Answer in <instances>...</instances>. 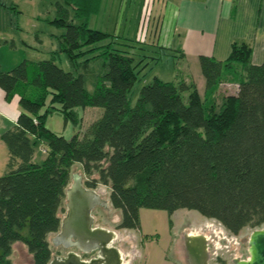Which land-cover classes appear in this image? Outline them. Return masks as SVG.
<instances>
[{
	"label": "trees",
	"instance_id": "obj_1",
	"mask_svg": "<svg viewBox=\"0 0 264 264\" xmlns=\"http://www.w3.org/2000/svg\"><path fill=\"white\" fill-rule=\"evenodd\" d=\"M99 6L100 0H55L52 22L64 28L59 48L48 59L0 69V88L6 99L18 95L20 108L15 125L0 135L8 150L0 175V264H12L15 242L26 246L31 264L48 263L47 236L60 227L56 214L74 163L87 176L97 172L87 187H109L110 203L122 214L119 228H139L140 208L169 216L195 210L233 234L264 224V60L252 64L250 45L234 43L226 59L198 57L203 96L194 82L154 77L132 105L138 76L162 52L90 28L87 19ZM90 51L97 53L79 61ZM61 52L73 70L56 63ZM100 56L107 69L88 92L84 74ZM81 64L84 72L77 71ZM223 82L237 86L217 97ZM87 106L103 111L82 135L66 138L46 126L52 109L77 123L75 108ZM37 142L45 146L41 162L35 159Z\"/></svg>",
	"mask_w": 264,
	"mask_h": 264
},
{
	"label": "rangeland",
	"instance_id": "obj_2",
	"mask_svg": "<svg viewBox=\"0 0 264 264\" xmlns=\"http://www.w3.org/2000/svg\"><path fill=\"white\" fill-rule=\"evenodd\" d=\"M5 5H0V69L7 71L14 68L22 60L38 61L51 57V52L59 48L57 36L64 32L63 27L55 25L52 20L55 17V0H3ZM106 2V1H105ZM111 7L105 3L107 10L98 14H93L87 19L90 28L102 30L104 32L119 34L120 36L135 39L140 44L153 48L146 43L154 42L155 26L157 24V9L161 6L159 0H132L124 8V18L121 20V12L116 23V11L122 8L119 0H109ZM112 10V11H111ZM78 22V21H76ZM17 44L18 57L22 59L8 60L10 44ZM94 52V53H93ZM97 52L90 51L79 58V61L90 57ZM86 56V57H85ZM56 63L65 70H73L74 66L68 60L65 53L56 55ZM89 73L84 74V86L88 92L95 88L97 75L106 71L107 65L103 56L89 61ZM184 65L170 55L169 50H162L159 61L150 60L147 67L140 73L130 93V102L133 105L138 96L140 88L152 82L154 77L163 81L174 80L175 71H181ZM193 71V69L191 68ZM78 72H84L81 65L77 66ZM234 85L225 89L226 93L233 92ZM186 100V94H184ZM219 99L217 98L216 101ZM219 102V101H218ZM101 107H78L75 108L77 117L80 119L75 123L72 119L65 120L63 113L52 109L46 118V126L66 138H70L75 133L82 132L98 117L101 116ZM45 146L41 142L36 143L35 155L37 161L41 162L45 156ZM73 166L81 169L84 183L86 179L98 178L97 172L87 176L81 164L74 163ZM4 172V171H3ZM3 173H0V175ZM71 181V178H70ZM95 189L109 199V187L97 183ZM65 199L59 212L64 214L66 207ZM108 214L111 218L114 213L121 218V210L113 208ZM94 224L113 228L119 222L107 219L101 206H96L92 211ZM140 227L137 229L120 228L116 230L117 242L123 252L130 251V261L125 264H185L181 260L182 251L178 239L184 229L192 231H210L216 235V246L211 247L212 258L209 264H233L232 259L238 256L245 259L247 256L246 238L254 228L245 227L238 234L229 232L219 221L213 218H206L195 210L185 208L178 209L171 216L165 210L140 208ZM264 225V224H263ZM49 235V234H48ZM237 242V244H232ZM49 243V242H48ZM58 250L55 247L54 253ZM52 255V252H51ZM221 257V258H217ZM12 264H31L32 257L26 246L21 242L12 244L9 255ZM221 259V261H220Z\"/></svg>",
	"mask_w": 264,
	"mask_h": 264
},
{
	"label": "crops",
	"instance_id": "obj_3",
	"mask_svg": "<svg viewBox=\"0 0 264 264\" xmlns=\"http://www.w3.org/2000/svg\"><path fill=\"white\" fill-rule=\"evenodd\" d=\"M0 1L5 3L3 0ZM131 2L132 0H119V6L123 8L122 11L121 8L114 10L116 23L120 12L122 14L120 19L124 18V8ZM159 2L161 6L157 9L156 36L151 44L154 45L153 49L161 52L169 50L170 55L184 65L183 70L174 72V80L171 81L194 82L198 92L203 96L205 81L198 57L206 55L219 60L226 59L234 43L244 42L250 45L252 64L258 65L263 62L264 0H159ZM105 3L110 5L109 0H100L99 9L93 14L105 12L107 10L104 8ZM9 48L8 60L22 59L17 55L20 49L14 40ZM231 85L236 87L237 83L223 82L219 85L217 97L223 93L227 94L225 89ZM19 112L18 95L14 94L10 99H6L4 90L0 88V135L15 125ZM36 157L38 156L35 155ZM7 159V147L0 139V173L7 170Z\"/></svg>",
	"mask_w": 264,
	"mask_h": 264
},
{
	"label": "water",
	"instance_id": "obj_4",
	"mask_svg": "<svg viewBox=\"0 0 264 264\" xmlns=\"http://www.w3.org/2000/svg\"><path fill=\"white\" fill-rule=\"evenodd\" d=\"M110 199L95 188L87 187L82 178L81 169L73 166L71 181L65 189L66 212L56 215L61 217L60 227L55 233H49L47 240L52 256L47 264H125L130 261V251L123 253L121 248L114 245L116 231L102 226L93 225L92 211L101 206L107 219L113 222L119 220L118 214L109 218L111 211ZM210 231H192L184 229L178 239L185 264H209L211 251ZM247 256L232 259L233 264H264V225L252 229L246 238ZM76 247L83 253L97 250L90 259H82L81 255L69 250L66 255L55 256V247Z\"/></svg>",
	"mask_w": 264,
	"mask_h": 264
},
{
	"label": "flooded vegetation",
	"instance_id": "obj_5",
	"mask_svg": "<svg viewBox=\"0 0 264 264\" xmlns=\"http://www.w3.org/2000/svg\"><path fill=\"white\" fill-rule=\"evenodd\" d=\"M93 225H96V224H93ZM102 227H104V226H102ZM105 228H108V227H105ZM108 229H112V230L116 231L117 229H120V228L118 227V223H117V224H115V226H114L113 228H108ZM240 231H241V230H240ZM240 231H239V232H240ZM239 232H238V233H239ZM238 233H237V234H238ZM210 237H211V239H210L209 247H210V251H211V247L216 246V243H217V242H216V240H215L216 235H215L214 233H213V235L210 234ZM117 238H118V235H117ZM117 238H116V240L114 241V245L117 246L118 248H121V247L118 245ZM232 244H233V245H234V244H237V242H233ZM57 248H58L57 252L54 253L55 256L66 255L65 252H68L69 250H72V251H76V252H78V253L81 255V258H82V259H90V256L95 255L96 252H97V250H94V251H91L90 253H83V252H81L80 250H78L76 247L65 248V247H63L62 245L57 246ZM121 249H122V248H121ZM122 251H123V250H122ZM123 253H124V252H123ZM124 254H125V253H124ZM210 258H212V252H211V257H210ZM217 258H221V257H217V256H216L215 259H217ZM209 260H210V259H209ZM220 261H221V259H220Z\"/></svg>",
	"mask_w": 264,
	"mask_h": 264
}]
</instances>
